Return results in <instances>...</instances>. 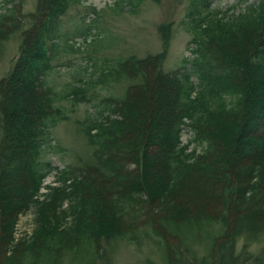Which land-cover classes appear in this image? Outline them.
<instances>
[{
	"label": "trees",
	"instance_id": "16d2710c",
	"mask_svg": "<svg viewBox=\"0 0 264 264\" xmlns=\"http://www.w3.org/2000/svg\"><path fill=\"white\" fill-rule=\"evenodd\" d=\"M70 1L37 0L24 19L20 1L17 10L0 12V47L19 30L22 37L15 66L0 80V264H22L26 255L59 264L81 242L92 251L88 264H97L105 241L139 243L150 232L169 264H182L178 228L213 220L224 231L197 264H264V250H237L244 234H264V0L230 19L218 12L194 19L192 69L166 72L165 54H151L108 70L109 79L136 83L83 124L93 165L65 166L58 184L46 185L53 166L41 159L45 137L65 118L47 81L46 40L58 35ZM26 20L31 27L24 29ZM162 30L167 47L169 29ZM81 93L69 94L81 100ZM33 208L36 229L14 242L17 221Z\"/></svg>",
	"mask_w": 264,
	"mask_h": 264
},
{
	"label": "rangeland",
	"instance_id": "374dc122",
	"mask_svg": "<svg viewBox=\"0 0 264 264\" xmlns=\"http://www.w3.org/2000/svg\"><path fill=\"white\" fill-rule=\"evenodd\" d=\"M6 1L0 0V12L17 10L16 2L20 1L23 19L37 7V0H11L13 3L8 6ZM255 5H259V0H71L69 8L59 19L58 35L54 36L53 42L50 38L46 40L52 60L47 81L55 92V104L62 108L65 118L56 119L45 137L49 143L44 147L41 159L53 166L45 184H58L55 175L65 166L84 168L93 165V147L82 129L83 124L97 117L100 111H107V99H122L130 84L136 83V79H109L108 70L130 56L140 59L151 54H165L163 70L166 72L182 70L186 65L192 69L190 62L195 44L191 41L197 34L194 19L216 12L230 19L246 14L250 6ZM163 26L169 29L167 47ZM29 27L31 23L26 20L22 28ZM21 40L19 30L2 42L0 80L11 71L20 53ZM192 81L198 84L195 74ZM78 87L83 89L78 96H82L81 100L69 94ZM1 135L0 129V139ZM191 137L192 132L185 125L183 143ZM194 147L202 150L199 145L194 144ZM64 207H67L66 203ZM52 217L47 216L50 223ZM199 225H202L201 229L178 228L176 243L186 260L182 264H197L196 259L207 255L213 239L224 231L223 224L217 220ZM14 228V242L33 233L36 229L34 208L21 215ZM87 245L81 242L80 249L66 251L59 264H88L92 251ZM246 245L248 252L260 254L264 250V234L254 239L244 234L237 241V250L241 251ZM103 247L100 254L106 249L105 257L96 258L97 264H169L159 238L152 232L140 236L139 243H132L124 237L105 241ZM22 264L54 263H34L33 255H26Z\"/></svg>",
	"mask_w": 264,
	"mask_h": 264
}]
</instances>
